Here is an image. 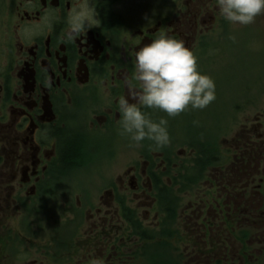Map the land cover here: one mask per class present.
Segmentation results:
<instances>
[{"label":"flooded vegetation","instance_id":"af4514ba","mask_svg":"<svg viewBox=\"0 0 264 264\" xmlns=\"http://www.w3.org/2000/svg\"><path fill=\"white\" fill-rule=\"evenodd\" d=\"M77 12L86 30L68 40ZM234 25L215 0H3L0 264H159L146 244L166 264H264V108L250 112L253 78L237 92V65L220 61ZM161 33L184 41L216 99L179 114L155 150L119 135L118 101L141 91L135 52ZM241 100L245 118L223 138Z\"/></svg>","mask_w":264,"mask_h":264},{"label":"clouds","instance_id":"9594fccd","mask_svg":"<svg viewBox=\"0 0 264 264\" xmlns=\"http://www.w3.org/2000/svg\"><path fill=\"white\" fill-rule=\"evenodd\" d=\"M216 9L228 23L248 26L264 15V0H215ZM86 17L74 13L65 38L72 40L86 30ZM235 41V37H230ZM215 50H213L214 52ZM134 79L141 91L129 87L127 97L120 98L119 135L134 145L147 140L155 150L170 143L168 121H153L142 108L158 109L168 117L186 110H203L216 99V86L211 77L198 70L197 57L183 40L161 33L135 52ZM130 101H135L131 103Z\"/></svg>","mask_w":264,"mask_h":264},{"label":"rangeland","instance_id":"374dc122","mask_svg":"<svg viewBox=\"0 0 264 264\" xmlns=\"http://www.w3.org/2000/svg\"><path fill=\"white\" fill-rule=\"evenodd\" d=\"M3 0H0V5L2 4ZM232 30V33L229 34L225 40L218 42L219 44H222L224 46H230L229 52L225 51V53H221L220 56V61L226 62L230 66H236L237 68H234L232 70H236L238 73V76L236 78L238 79V90L237 92L242 93V85L248 80L251 81L253 78L254 80V88L252 91L253 94V99L251 101L253 102V105L251 107V113H256L259 111V109L264 108V20H259L256 19L255 22L251 25L248 26H241V25H234L233 27H230ZM234 36L235 41L230 39V37ZM236 61H238V64H236ZM231 73L228 72L226 75H230ZM247 101L241 100L239 109L237 110L238 112L235 113L233 116H238V117H233L230 120V126L232 127V130H225L222 131V137L223 138H228L231 137L236 128L239 125H236L237 122H240L245 118V113L246 110L242 111V109L247 108ZM225 112L229 113L230 108L225 106ZM223 108V109H224ZM160 116L159 119L164 118L167 119L168 125L172 124L174 119L178 116L174 117H168L166 113L161 112L158 113ZM227 117V116H226ZM224 118V125L226 124V119L225 116H222L221 119L223 120ZM176 136H179V138L175 137L177 140L180 139L182 136L181 133L176 132ZM90 151V149H88ZM137 155L134 154L132 151L126 152L125 156L122 157L121 162L123 161H131L134 159ZM114 163H120L118 160H114ZM179 201H180V207H183V205L186 203L187 198L183 196H176ZM48 218L51 217L50 214H47ZM68 217H70V214H68ZM31 218V216H30ZM53 218V217H51ZM48 231L47 232V241H46V251L47 254L49 255V252L54 249V244L51 243L52 240H48V237H50V233L52 232L54 234L55 232V225L48 223ZM170 228V226H169ZM34 241L37 240H31L30 242V250L29 248H26L27 251L30 253V258L36 259L35 257V250L34 248H31V245L36 244ZM55 242V241H54ZM243 247L245 246L242 244ZM240 245V246H242ZM164 250L162 248H159L155 251H152L149 254L150 259L153 260V258H158V256L163 252ZM190 251V250H189ZM241 252V250H240ZM50 254H53L51 251ZM54 256H52L48 261L50 264H55V261L52 260ZM143 258L141 257V260ZM137 264V263H136Z\"/></svg>","mask_w":264,"mask_h":264},{"label":"trees","instance_id":"16d2710c","mask_svg":"<svg viewBox=\"0 0 264 264\" xmlns=\"http://www.w3.org/2000/svg\"><path fill=\"white\" fill-rule=\"evenodd\" d=\"M76 148L75 146L71 148L70 152L67 154L65 158L66 163H72L76 159ZM144 251H146V255L150 258L149 254L151 252V245L146 244ZM163 254V253H162ZM147 264H151L150 261ZM159 264H166V257L163 255H159Z\"/></svg>","mask_w":264,"mask_h":264}]
</instances>
